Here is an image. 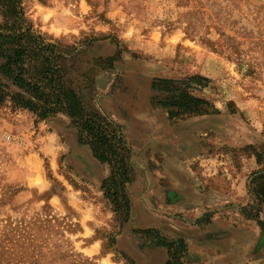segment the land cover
Here are the masks:
<instances>
[{
    "label": "rangeland",
    "instance_id": "1",
    "mask_svg": "<svg viewBox=\"0 0 264 264\" xmlns=\"http://www.w3.org/2000/svg\"><path fill=\"white\" fill-rule=\"evenodd\" d=\"M23 9L37 33L76 53L72 84L119 127L129 171L113 200L109 165L65 114L0 104V264H167L178 240L180 264H210L209 242L219 256L234 248L225 235L252 227L242 264L260 259L264 229L242 208L264 143V0H23ZM144 102L153 115L132 119L131 138L129 105Z\"/></svg>",
    "mask_w": 264,
    "mask_h": 264
},
{
    "label": "trees",
    "instance_id": "2",
    "mask_svg": "<svg viewBox=\"0 0 264 264\" xmlns=\"http://www.w3.org/2000/svg\"><path fill=\"white\" fill-rule=\"evenodd\" d=\"M76 53L63 49L37 33L25 18L23 0H0V104L9 101L39 118L65 114L87 144L92 155L110 167L103 180L106 195L117 201L128 180L127 146L119 127L96 109L90 108L80 86L72 84L69 70ZM253 153L260 165L247 178L249 202L242 214L264 229V143ZM181 241L168 243L170 260L180 264Z\"/></svg>",
    "mask_w": 264,
    "mask_h": 264
},
{
    "label": "crops",
    "instance_id": "3",
    "mask_svg": "<svg viewBox=\"0 0 264 264\" xmlns=\"http://www.w3.org/2000/svg\"><path fill=\"white\" fill-rule=\"evenodd\" d=\"M141 105H137L134 103H130L129 105V109L131 111V118H130V122H128V124L126 125L127 130H128V134L129 136L132 138V130L135 129L134 126V122H132V119H142L140 117V111H144L146 113H150V117H152L153 115V107L149 102H144V103H140ZM244 110V109H243ZM170 127V126H169ZM195 198V197H194ZM258 233V230L254 227L249 228L247 230L245 229H235L231 236H226L225 238L223 236V238L225 239L224 242L226 243L225 246L226 248L229 247H234V248H230L231 250L229 251H225L223 254L219 255V256H215L213 255V253H216V250H213L216 245H212L213 243L218 242V240H214L209 242V244H207V249H204L202 252H208L211 253L210 257L208 259H203V261L209 262L210 264H221V263H245L247 262L246 257H243L242 252H241V248L249 241L252 240L256 237ZM220 241V240H219ZM204 246V244H201L200 248H202ZM235 251L234 254H231L232 251ZM213 252V253H212ZM232 258V260L230 259ZM237 258V259H236ZM260 259H257L255 262L250 263V264H264V255L259 257ZM202 258H199V262H201ZM202 263V262H201Z\"/></svg>",
    "mask_w": 264,
    "mask_h": 264
}]
</instances>
